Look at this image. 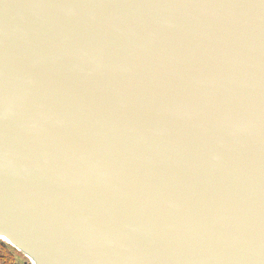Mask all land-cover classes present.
<instances>
[{
	"label": "water",
	"instance_id": "water-1",
	"mask_svg": "<svg viewBox=\"0 0 264 264\" xmlns=\"http://www.w3.org/2000/svg\"><path fill=\"white\" fill-rule=\"evenodd\" d=\"M0 240L264 264V0H0Z\"/></svg>",
	"mask_w": 264,
	"mask_h": 264
},
{
	"label": "trees",
	"instance_id": "trees-1",
	"mask_svg": "<svg viewBox=\"0 0 264 264\" xmlns=\"http://www.w3.org/2000/svg\"><path fill=\"white\" fill-rule=\"evenodd\" d=\"M16 251L14 247L0 240V264H17L12 254Z\"/></svg>",
	"mask_w": 264,
	"mask_h": 264
},
{
	"label": "rangeland",
	"instance_id": "rangeland-1",
	"mask_svg": "<svg viewBox=\"0 0 264 264\" xmlns=\"http://www.w3.org/2000/svg\"><path fill=\"white\" fill-rule=\"evenodd\" d=\"M11 255L15 257L17 264H23L25 261H27L26 257L17 250L13 251Z\"/></svg>",
	"mask_w": 264,
	"mask_h": 264
},
{
	"label": "bare ground",
	"instance_id": "bare-ground-1",
	"mask_svg": "<svg viewBox=\"0 0 264 264\" xmlns=\"http://www.w3.org/2000/svg\"><path fill=\"white\" fill-rule=\"evenodd\" d=\"M5 242V241H4ZM7 244H9L8 242H6ZM10 245V244H9Z\"/></svg>",
	"mask_w": 264,
	"mask_h": 264
}]
</instances>
